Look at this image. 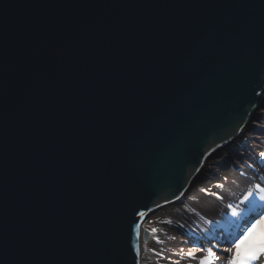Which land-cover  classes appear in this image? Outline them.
<instances>
[{
    "label": "water",
    "instance_id": "95a60500",
    "mask_svg": "<svg viewBox=\"0 0 264 264\" xmlns=\"http://www.w3.org/2000/svg\"><path fill=\"white\" fill-rule=\"evenodd\" d=\"M262 109L264 0H0V264H140Z\"/></svg>",
    "mask_w": 264,
    "mask_h": 264
},
{
    "label": "bare ground",
    "instance_id": "6f19581e",
    "mask_svg": "<svg viewBox=\"0 0 264 264\" xmlns=\"http://www.w3.org/2000/svg\"><path fill=\"white\" fill-rule=\"evenodd\" d=\"M261 122L259 125L260 132H252L248 135L246 147L242 150H237L234 155H230V159L234 160L237 165L247 164L246 170L242 176L231 184L233 191L232 195L219 193L220 197L213 195H203L199 192L185 191V193L175 202V219L182 228L183 232L178 234L177 230L171 233V239L164 241L165 250L164 257H157L147 253L156 263L162 264H195L194 261L188 260L186 257L187 251L195 249L203 245L208 247L209 241L215 243L220 241L224 247H227L228 236L233 237L236 234V225L233 221L236 219L232 216V211L237 213L252 214L259 212L260 208H264V199L256 201L255 196L264 197V185L258 182L253 185L251 182L261 172L257 162L259 148L264 143V109L259 111ZM221 157L203 163L199 172H204L207 169L212 170L219 165L225 163L228 157V151L224 150ZM229 159V160H230ZM250 191L252 194L250 199L242 200L244 191ZM232 207L229 208L228 206ZM143 244L140 246V257L143 250ZM141 259V258H140ZM223 259V257H221Z\"/></svg>",
    "mask_w": 264,
    "mask_h": 264
},
{
    "label": "rangeland",
    "instance_id": "374dc122",
    "mask_svg": "<svg viewBox=\"0 0 264 264\" xmlns=\"http://www.w3.org/2000/svg\"><path fill=\"white\" fill-rule=\"evenodd\" d=\"M260 122L261 118H259L258 122H252L251 124L255 127V130L250 129L249 131H246L242 138L227 147L228 157L225 163L219 165L215 169H207L204 172H199L195 178L196 181L190 188V191L199 192L203 195H213L216 197H220L219 193L232 195L233 191L231 189V184L242 176L243 171L247 168V164L241 161L242 163L237 165L233 159H230V155H234L237 150H243L246 147L248 135L252 134V132H260ZM259 152L260 153L256 158L257 162H260L261 164V166H259L261 172H258L252 180L251 183L253 185H257L259 181L264 185V143L263 146L259 148ZM221 155L215 159L218 160ZM212 160L214 159L207 161L211 162ZM249 194L250 191H244L241 197L242 200L250 199V197L247 196ZM254 199L256 201L263 200L261 196L258 195L255 196ZM176 206V203L166 205L144 220L142 226L150 231L151 236L148 242L143 243L144 247L141 254L140 264H162L160 262H154L150 257H148L147 253H151V255L157 257H164V241L171 239V233L174 230H177L178 234L183 232L182 228H180L175 219ZM229 237L230 236H228V239Z\"/></svg>",
    "mask_w": 264,
    "mask_h": 264
},
{
    "label": "snow or ice",
    "instance_id": "6c2138e0",
    "mask_svg": "<svg viewBox=\"0 0 264 264\" xmlns=\"http://www.w3.org/2000/svg\"><path fill=\"white\" fill-rule=\"evenodd\" d=\"M251 195L250 193L249 196ZM232 216L236 218L233 223L237 231L227 241V247L220 241H209L207 248L200 245L187 251V259L195 264H264V208L254 214H242L233 210Z\"/></svg>",
    "mask_w": 264,
    "mask_h": 264
}]
</instances>
